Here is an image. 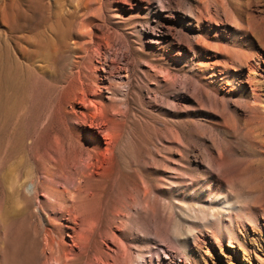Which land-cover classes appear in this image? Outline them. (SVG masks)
<instances>
[{"label": "rangeland", "instance_id": "rangeland-1", "mask_svg": "<svg viewBox=\"0 0 264 264\" xmlns=\"http://www.w3.org/2000/svg\"><path fill=\"white\" fill-rule=\"evenodd\" d=\"M217 2L0 0V264L36 259L45 173L60 189L77 149L97 173L68 185L77 208L102 209L108 264H264V110L246 108L264 104V0ZM226 194L252 220L232 213L208 254H185L179 206L208 213Z\"/></svg>", "mask_w": 264, "mask_h": 264}, {"label": "bare ground", "instance_id": "bare-ground-1", "mask_svg": "<svg viewBox=\"0 0 264 264\" xmlns=\"http://www.w3.org/2000/svg\"><path fill=\"white\" fill-rule=\"evenodd\" d=\"M213 2L217 4L219 1L217 2V0L216 1L213 0ZM21 29H22V26H21ZM17 31H19V29ZM37 48H39V47H37ZM83 49H85V48L83 47ZM83 49H82V51L80 50L82 53L85 51ZM15 59H17V58H15ZM7 64H9V63H7ZM250 67H252V65H250ZM7 78H8V76H7ZM0 79H1V76H0ZM253 88H255V87H253ZM253 88H252V93H253ZM83 96H84V94H83ZM252 101L255 103H258L259 106H256V105L254 106L253 104H251L252 105L251 106L249 103H247L246 108L249 111V113L254 114L258 109L264 110L263 101L261 100V98H259L258 95L256 96L254 94ZM3 114H4V112H3ZM71 155L72 156H70L69 164H67V163L65 164L66 166L68 165L67 168L64 165H63V167H61V164H63L64 162L60 163V161H57L58 166L60 163V167H58V169L55 167V170L57 169V171H59V173L57 174V177L63 178L62 181L64 180L63 184L61 183L63 186L61 185L60 189L59 188L57 189V187H55L53 185V181L57 180V179H55L54 176H52V173H50L49 171H47L46 173L44 172L48 176V177L46 176V178H49V180H52V183H51V181H49V183H47L48 187H47V190L45 191V194L47 196V200L45 201V204H46L45 206L48 207L47 209H48L49 213L52 214V216H49V213H47L48 214L47 217L44 216V217H46V219L40 218L42 210L45 208V207L42 208L44 206L42 204H44V203H41V202H40L41 204L36 203L37 205H35V208L31 211L32 216L35 218V220L32 222L33 223V227H32L33 231L32 232L35 235V240L37 239V242H38L35 245L40 246V247L38 246L39 249L35 253L36 262L34 264H77L78 262H81L82 264L83 263L98 264V263H101L102 260L105 261L104 264H108V262H106L108 260V258L105 255V253H103V244L109 243V239H110L111 235H108V232L110 231L111 227H109L110 225H108V222H107L105 229L101 227L100 222L102 221V218H103L102 211H101L102 209L99 210L100 214L98 213L97 216L93 218L91 215L85 213L83 210H80L81 207L77 208L78 204H76V203L78 202V200H77V202L75 201V198L72 196V195H74V194H72L73 191L70 190V188L72 190H74L76 192V193L73 192V193H75V195L76 194L78 195L79 194L78 192L83 193V192H81V183L83 182V180L85 178L87 179V177L90 178L89 177L90 175L92 176L93 174L97 173L96 162L93 160L94 154L93 153H84L83 151H81V149H79V150L77 149ZM53 159H55V158H53ZM59 159L62 161L61 158H59ZM59 159H57V160H59ZM66 160H68V158ZM66 160H64V161H66ZM49 162H51V161L49 160ZM51 166H52V164H51ZM47 167H48V169H51V172H52V170H53L52 167L49 168L50 165L48 166V164H47ZM47 167H46V169H47ZM68 168L69 169L73 168L74 171L72 174H71L72 171L68 170ZM65 170L70 171L69 172L70 174H66ZM206 173H207V171H206ZM74 175H77V176L75 177ZM210 175H212V174H210ZM72 176H74L76 178L74 181H73ZM60 182H61V180H60ZM70 183L72 184V186L69 188ZM39 184H41V183H39ZM82 185H83V183H82ZM36 188H38V187H36L35 184H32V188L30 189L31 195H33V194H34L33 196L37 195V194L35 195V191L39 190V188L37 190H36ZM83 191L85 192V190H83ZM147 192H148L147 188L145 187L144 192H143V196L147 195ZM221 197L222 198L220 200L216 199L218 197H216V198L212 197L208 200L209 204H211L212 202L215 201V204L218 205L217 209H215L214 206L209 205L208 206L209 207L208 213H205V209L202 206H200V207H198L197 205L190 206L187 204H181L179 206L180 209L178 211V215L180 216V218H182L185 221L187 227L184 228L182 232H180V228L178 226H175V228L173 230L172 239L176 245H178L181 249L182 248L184 249L185 254L192 255L193 249L197 251L198 249L201 248V244H203L205 247V250H204L205 254L206 253L208 254L209 251L212 248H214L215 244H217L216 239L219 237V235L222 234L223 230H225L226 233L229 234L230 229H228V223L232 222V213H234L235 217L238 219L247 218L249 220H252L249 217H247V214L244 212L245 210L242 211V208H243L242 206H241L242 208H240L239 205H233L229 201V197L227 194L224 196H221ZM127 199H130V201L132 200V198H129V197ZM127 199H126V201H129ZM124 202H125V200H124ZM127 203H130V202H127ZM133 204H134V201H133ZM125 205L126 204L124 203L123 206H125ZM41 208H42V210H41ZM125 209H126V211L129 210L128 208H125ZM126 211L124 210V212H126ZM128 212L126 213V215L128 214ZM0 214H1V212H0ZM63 215H65L63 218L65 220V222L60 220V217ZM128 215H130V214H128ZM122 217H123V215L121 216V218ZM130 219L131 218H128V220H130ZM43 220H45V222ZM225 220H228V221L225 222ZM236 225H237L238 230H240L239 227H241V225H240L239 221L236 223ZM119 226L122 229L126 230V223L124 221H120ZM203 227L206 228V230L207 229L210 230V233L212 234L213 239L207 237L205 230L204 231L202 230ZM63 229L66 231L65 235H66V237H68V241L70 243L67 241L66 242L63 241V239H62L63 236L60 235V232ZM56 230L59 231L58 232L59 234L55 232ZM37 232H39V233H37ZM109 234H111V233H109ZM36 235L40 236V237L37 238ZM141 255L138 254V258L140 261H141V259H143V256H141ZM121 256H122V254H121ZM123 256L125 257L124 258V261H125V259L129 256V254L126 253V254H123ZM33 260H34V257H33ZM33 260L31 262V264L33 263ZM118 260L119 259H117V263H118ZM129 260H130V258H129ZM141 264H150V262L149 261L143 262Z\"/></svg>", "mask_w": 264, "mask_h": 264}]
</instances>
